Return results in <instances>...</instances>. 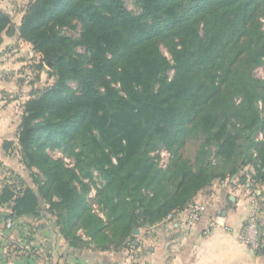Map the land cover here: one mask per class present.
<instances>
[{
	"label": "trees",
	"instance_id": "1",
	"mask_svg": "<svg viewBox=\"0 0 264 264\" xmlns=\"http://www.w3.org/2000/svg\"><path fill=\"white\" fill-rule=\"evenodd\" d=\"M134 2L138 13L124 0H31L20 26L0 10V35L31 43L38 75L53 79L23 103L17 132L22 163L46 182L39 192L5 183L0 217L49 215L76 251L134 247V230L189 208L248 165V195L264 186V80L254 76L264 66V0ZM77 28L78 37L65 33ZM162 148L172 156L166 168L152 155ZM94 171L103 216L81 180Z\"/></svg>",
	"mask_w": 264,
	"mask_h": 264
},
{
	"label": "rangeland",
	"instance_id": "2",
	"mask_svg": "<svg viewBox=\"0 0 264 264\" xmlns=\"http://www.w3.org/2000/svg\"><path fill=\"white\" fill-rule=\"evenodd\" d=\"M30 1L0 0V10L9 12L13 17L15 25L20 26L22 16ZM124 2L129 10L135 13L139 12L134 0H124ZM261 21L262 29L264 30V17ZM65 33L78 37L80 29H67ZM2 34H6V32ZM6 40L8 43H0V45L2 44L0 47V55L5 56V59L0 62V120H6L4 122L11 129L7 133H4L5 135H1L5 139L0 141V189L5 183L12 184L17 188H20L23 184V186H30L39 192V187L45 184L46 178L36 167L28 169L22 163L19 153L20 146L17 141V132L23 115V103L34 91H41L52 84L53 79H49L45 72L38 75L35 65L40 60V55L34 51L31 43L19 39L18 34L9 36ZM162 51L169 56L166 48L162 47ZM172 73L173 71L170 72V75ZM254 76L260 80H264L263 65L255 68ZM71 85L73 88H77L76 83H72ZM259 136L262 137L261 134ZM10 142L12 143L11 145L8 144ZM162 150L166 149L162 148L152 153V155L159 167L166 168L172 156L166 150L170 156L166 161L162 162ZM47 152L52 158L63 161L65 166L76 169L75 158L68 156L63 150L48 147ZM240 174L245 176V180L241 178ZM240 174L224 180L238 183L243 186L242 188H246L249 184H252V175L255 174V169L252 165H248ZM93 176V181H90L84 176H81V180L90 184L87 199L92 205L94 212L103 216V212L95 200L97 197V188L101 187L104 181L96 171H94ZM222 181L217 180L212 185L217 182L221 183ZM79 187L81 188V185ZM262 188L264 186L260 189ZM256 189L259 190V187L253 189L251 192L252 195L256 194ZM40 195L42 197V194ZM44 200L45 207H48L45 198ZM259 204L260 211L264 213V200L262 201L260 199ZM259 218H261L260 215ZM9 221L12 220H5L3 217H0V264H25L27 259L29 264H45L42 260V254H45L47 263L55 264L54 259L51 258L52 254L48 257L49 252L64 254L72 250L67 245H64L65 241L58 235L55 229L54 219L49 215L38 221L31 220L25 222L21 220L19 223L12 224V226L8 225ZM260 222V227H264V218H261ZM86 249L93 248H85L83 250ZM122 249H127L132 252L134 247L126 243Z\"/></svg>",
	"mask_w": 264,
	"mask_h": 264
},
{
	"label": "crops",
	"instance_id": "3",
	"mask_svg": "<svg viewBox=\"0 0 264 264\" xmlns=\"http://www.w3.org/2000/svg\"><path fill=\"white\" fill-rule=\"evenodd\" d=\"M6 38L9 36L2 34L0 43H8ZM4 121L0 120V141L5 139L1 135L11 129ZM242 187L228 180L215 183L197 196L196 202L204 206L197 221L190 220L189 207L139 229L132 252L86 249L49 252L48 257L52 254L55 264H264V244L254 248L242 238L251 213L249 191ZM257 193L263 201L264 188ZM259 215L264 218L262 211ZM42 256L45 264H51L45 254ZM25 264H29L28 259Z\"/></svg>",
	"mask_w": 264,
	"mask_h": 264
},
{
	"label": "built area",
	"instance_id": "4",
	"mask_svg": "<svg viewBox=\"0 0 264 264\" xmlns=\"http://www.w3.org/2000/svg\"><path fill=\"white\" fill-rule=\"evenodd\" d=\"M5 59V56L0 55V62ZM162 162L166 161L169 158L170 154L166 150L161 151ZM259 198L256 194L252 193L249 196V201L251 204V213L247 218V221L242 230V238L244 242L251 244L254 248H260L264 244V228L260 227V221L258 219L260 214V204ZM204 210V206L201 202H195L190 206V220L197 221L202 211ZM172 214L169 215V217ZM12 221H9V226H12Z\"/></svg>",
	"mask_w": 264,
	"mask_h": 264
},
{
	"label": "water",
	"instance_id": "5",
	"mask_svg": "<svg viewBox=\"0 0 264 264\" xmlns=\"http://www.w3.org/2000/svg\"><path fill=\"white\" fill-rule=\"evenodd\" d=\"M139 233V229L134 230V234H138Z\"/></svg>",
	"mask_w": 264,
	"mask_h": 264
}]
</instances>
